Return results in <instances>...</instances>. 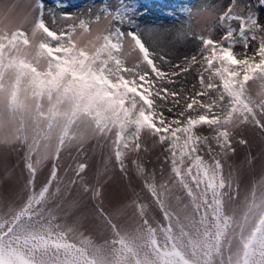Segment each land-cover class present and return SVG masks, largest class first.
Here are the masks:
<instances>
[{"label": "snow or ice", "instance_id": "snow-or-ice-1", "mask_svg": "<svg viewBox=\"0 0 264 264\" xmlns=\"http://www.w3.org/2000/svg\"><path fill=\"white\" fill-rule=\"evenodd\" d=\"M36 15L43 21L45 27L55 34V38L45 34L43 42L51 48H71L73 53L78 51L73 39L75 33L84 32L93 24L105 22V51L100 53V59L95 62L94 70L104 73L110 84L120 85V98L125 100V104L120 108L96 101L99 108L89 107L84 114L95 121L94 128L99 137L112 140L115 157L120 162L122 170H126L123 166L125 151L140 150L139 137L142 131L158 137L161 144L167 143L168 156L165 160L171 169L169 180L172 187L183 191L196 209L205 208L201 223L207 220L209 212L215 222L214 231L205 230L204 243L199 248L193 246L194 259L187 258L183 245L188 233L180 224L179 217L167 207L168 184H162L157 188L155 183H148L146 186L161 208L165 223H157L156 227H153L145 219L138 248L124 238L112 240L110 243L118 246L119 255L116 264H264V197L257 203L255 192L252 193L249 207L262 211L247 236L241 229L239 255L233 256L230 243L227 246L224 243L229 228L237 222L234 217L224 214L223 211L225 190L228 193L232 192V173L225 176L222 162L230 152L235 151L228 131V125L231 123L230 114L239 112L244 123L252 124L264 132V120L261 119L264 117V102L261 99L255 101L247 94L249 82L264 92V21L254 16L250 8L242 7L238 2L230 4L220 10L208 35L198 37L201 59L198 60L195 55L186 58L183 66H176L180 68V72L177 73L163 71L162 66L168 63L166 58L154 56L135 32H125L120 27V20L116 19L118 13L113 9L95 14L89 12L77 15L61 12L58 17L53 14L51 26L42 11H37ZM232 21L238 23V28L233 27ZM213 28H223L224 35L214 40L211 36ZM12 35L8 33L0 38V44L5 45L4 49L0 50V70L8 67L17 68L19 64L9 52L11 45L8 41L12 39ZM15 36L17 39L22 38L21 32H16ZM126 42H128L127 50H125ZM237 44L243 46L244 58L234 66L243 69L244 78L241 81L238 77H232L238 81L237 86L232 90L224 89V92L218 93L221 99L227 93L232 104V107L227 109L229 115L221 120L214 112L216 101L205 103L198 97L207 96L209 90L215 91L211 79L205 83V72L215 71L223 80V74L219 69L227 67L228 71L235 70L233 65L227 63L225 57H235L232 49ZM205 53L207 55H204ZM40 54L47 55V51L38 50V56ZM134 54L137 55L136 62L127 66L128 58ZM54 55L68 54L60 52ZM257 57L260 61L258 65L255 63ZM49 60L50 66L61 62L53 57H49ZM214 61H218L220 66L217 67ZM250 63L251 67H249ZM194 65L203 68V71L198 68L200 92L186 96L182 91L176 92L157 87L165 83H174V77ZM26 73L36 77V73L32 72L31 68L17 70V79L10 86L8 93L11 113L17 110L19 96L25 88ZM3 84V78L0 76V95L3 94ZM29 87L38 97L51 93L50 87L39 88L36 81H33ZM156 98L164 104H157ZM169 98L172 105L167 109L169 112H173L182 99L186 101L183 109L174 114L178 118L171 120L164 117L163 111H160L168 103ZM194 105H198L203 112L186 116L189 110L196 111ZM80 114L78 107L72 120L68 121L65 132L58 138L56 157L47 182L39 192L33 191L28 196L23 208L12 215L10 220L0 219V264H110L109 257L102 259L100 255H93L90 236L80 232L78 238L70 239V236L77 232L75 223L73 225L56 223L57 216L53 211L49 210L45 213L43 207L50 198L61 192L58 162L62 158V151L74 139L71 135V125ZM154 120H157L160 126H157ZM201 124L213 129L211 137L196 134L194 129ZM46 136V130L38 132L25 152L24 161L29 174V186L35 182L39 167L37 157L43 150L42 141ZM210 141L215 142L219 151L213 149ZM239 143L247 144V141L241 139ZM204 148H207L209 159L201 155ZM86 168L87 165L78 163L73 169L75 178L70 181L71 184L79 183L85 194L89 191L87 185L83 183V173ZM137 168L143 171L140 165H137ZM54 183L56 191L52 192ZM91 191L93 196L97 194L96 189ZM190 192L196 194L195 199ZM95 210L103 214V209ZM143 212L144 207L140 205L139 214L143 216ZM242 220H247L246 214Z\"/></svg>", "mask_w": 264, "mask_h": 264}, {"label": "rangeland", "instance_id": "rangeland-1", "mask_svg": "<svg viewBox=\"0 0 264 264\" xmlns=\"http://www.w3.org/2000/svg\"><path fill=\"white\" fill-rule=\"evenodd\" d=\"M2 2V0H0ZM137 2V3H136ZM239 3L242 7H248L252 14L264 21V0H129L128 9L120 14L118 8L124 0H7L9 5L28 10L31 13L42 11L44 18L52 25V15L57 17L61 12L73 14L97 13L107 9L115 10L120 20V27L125 32H135L146 48L156 57H165L167 64L162 66L165 72H180L177 65H184L186 58L200 55V35H208L212 28L213 20H202V12L196 10L207 8L210 4L217 9L223 10L230 4ZM5 21L0 20V24ZM234 28H238L236 21L231 22ZM224 35L223 28H213L211 36L214 40ZM128 42L125 43L127 50ZM235 61L242 62L244 48L237 44L232 49ZM204 55H207L205 53ZM137 60V55L128 58L127 66H131ZM258 57L256 61H258ZM211 63V61H208ZM200 65H194L181 75L173 78L174 83L157 85V87L168 88L170 91L183 92L186 96H192L199 91ZM248 89L255 101H259L264 92L249 82ZM157 104H164L156 98ZM186 101L180 103L169 112L171 98L160 111L168 120L178 118L174 114L179 113L185 106ZM197 106V105H195ZM187 114V113H186ZM259 116V112H257ZM264 120V117H261ZM159 125L157 120H154ZM243 122L239 112L232 114V122L228 125V131L232 137L234 152H230L223 159L224 174L232 173V192L224 196V214L235 218L224 241L227 246L231 245V253L236 256L240 250V232L244 235L255 226L261 214V209L249 207L252 193L255 192L257 203L264 197V132L252 124H241V130L234 131V125ZM197 133H203L207 137L213 135V129L206 124L198 125ZM243 139L247 144H240ZM141 148L138 151H125L122 170L120 162L115 157V151L111 139L93 140L82 148H73L62 151V158L58 162V179L61 192L49 199L44 205L45 213L49 210L57 216L56 223L73 225L77 232L70 236L78 238L83 232L91 237L95 244H99L110 264H116L119 255L118 246L110 242L117 238H124L135 247H139L140 236L143 233L144 220L156 227L157 223H165L163 212L156 204L150 191L148 183H155L157 188L167 183V207L175 213L183 225L184 231L188 233L184 241V252L189 259L192 255L193 246L199 248L204 243L205 230L214 231L215 222L211 213L204 223L201 216L205 208L196 209L190 198L183 191L173 188L169 180L171 172L169 163L165 157L168 156L167 144H161L158 137L147 131H142L139 137ZM213 149L219 151L214 141H210ZM205 159H209L207 148L201 153ZM78 163L87 165L83 173V183L89 191L85 194L79 183L71 184L75 178L73 169ZM140 165L143 171L138 170ZM71 166V167H70ZM52 163L50 162L43 172L38 167L37 176L32 186L28 185L29 174L25 168L24 153L20 156L9 155L7 158L0 157V219L10 220L11 216L23 208L28 196L33 192H39L44 183L47 182ZM91 189H96L97 194L93 196ZM52 192L56 191L54 183ZM195 191V188H194ZM83 194L84 203H81ZM143 205V216L139 214V206ZM103 209L99 214L95 209ZM89 211L86 226L88 231L81 228L84 222L80 213ZM247 215V220L242 217ZM175 224V221H174ZM161 239H163L161 234ZM142 254V250H141ZM227 255V247L225 248Z\"/></svg>", "mask_w": 264, "mask_h": 264}, {"label": "clouds", "instance_id": "clouds-1", "mask_svg": "<svg viewBox=\"0 0 264 264\" xmlns=\"http://www.w3.org/2000/svg\"><path fill=\"white\" fill-rule=\"evenodd\" d=\"M196 11L203 13L200 17L202 20H213L220 14V10L211 4ZM0 20L5 21L0 24V38L8 33L13 34L12 39L8 41L11 45L9 52L19 61L17 68L8 67L0 70V76L4 81L3 94L0 95V157L7 158L9 155L19 157L21 152L25 155L38 132L46 130V139L42 141L43 150L37 157L39 168L43 172L50 162L55 161L58 138L65 132L68 121L72 120L78 107L81 114L72 121L71 125V135L74 139L64 149L65 151L85 147L93 140H102L95 131V121L84 114L89 107L99 108L96 101L120 108L125 104V100L120 98V85L110 84L104 73L94 70L95 62L100 59V53L105 51L106 24L102 21L93 24L84 32L75 33L73 39L78 51L73 53L71 48H51L43 42L45 34L54 38L55 34L45 27L36 13L30 14L28 10L9 5L7 0H2ZM16 32H21V39L16 38ZM4 47V44H0V50ZM38 50H46L47 55L38 56ZM60 52L68 55H54ZM49 57L61 62L50 66ZM27 68H31L32 72L36 73V77L31 73L25 74V88L19 96L17 110L11 113L8 95L10 86L17 79V70ZM33 81L37 82L39 88L50 87L51 93L38 97L29 87ZM260 99L264 102V96ZM230 118L232 122L231 114ZM242 123L235 124L233 130H241ZM190 195L195 199V193L190 192ZM81 203H84L83 194H81ZM88 214L87 210L80 213L84 217V222L80 225L84 231H88L86 226ZM92 252L93 255H100L102 259L107 257L101 246L93 242ZM239 253L238 249L236 255Z\"/></svg>", "mask_w": 264, "mask_h": 264}, {"label": "trees", "instance_id": "trees-1", "mask_svg": "<svg viewBox=\"0 0 264 264\" xmlns=\"http://www.w3.org/2000/svg\"><path fill=\"white\" fill-rule=\"evenodd\" d=\"M128 1L129 0H124V3H122L121 7L118 8V11L120 14H123L124 11L126 9H128V7H129L127 5ZM225 59L227 60V63L229 65H233L232 67L235 68L234 65L237 64V62L235 61L234 57L229 56V57H225ZM214 63L217 64V67L220 66L218 61H214ZM255 63L258 65L260 63V61L259 60L255 61ZM249 67H251V63L249 65ZM219 71L223 74V80H221L219 78V76L217 75V72H215V71L212 73L205 72V76H204L205 83H208L209 79H211V82L214 85L215 91L209 90L207 96L198 97V99H200L201 102L204 101L205 103H211L212 100H215L216 104L214 107V112H215V114H217L219 116V118L221 120H224L227 117V115H229V113L227 112V109L232 107V104H231V101L229 99V95L227 93H225L223 95L222 99L219 97L218 93L224 92V89L232 90L233 88H235L237 86L238 81L236 79H232V77H238L239 80L242 81L244 78V75H243V69H240V68H235V70H233V71H228L227 67H222L221 69H219ZM199 91H201V86L199 88ZM247 94L254 100L249 89H248ZM195 108H196V111L189 110V112L186 114V116L187 115H197V114H201L203 112V109L199 108L198 105L197 106L194 105V109ZM232 114H231V116H232ZM197 126H196V128H197ZM196 128L194 129V131L196 132L197 135L207 137L203 133H200V134L197 133Z\"/></svg>", "mask_w": 264, "mask_h": 264}]
</instances>
